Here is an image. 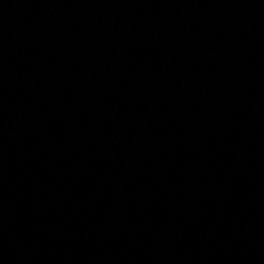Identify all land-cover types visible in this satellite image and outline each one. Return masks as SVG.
Listing matches in <instances>:
<instances>
[{
    "label": "water",
    "instance_id": "water-1",
    "mask_svg": "<svg viewBox=\"0 0 264 264\" xmlns=\"http://www.w3.org/2000/svg\"><path fill=\"white\" fill-rule=\"evenodd\" d=\"M0 264H264V0H0Z\"/></svg>",
    "mask_w": 264,
    "mask_h": 264
}]
</instances>
